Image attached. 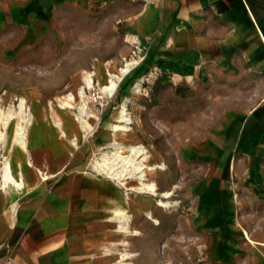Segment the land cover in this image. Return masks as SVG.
<instances>
[{
  "label": "crops",
  "instance_id": "obj_1",
  "mask_svg": "<svg viewBox=\"0 0 264 264\" xmlns=\"http://www.w3.org/2000/svg\"><path fill=\"white\" fill-rule=\"evenodd\" d=\"M66 6L88 15L101 11L98 43H88L83 27L72 52H63ZM112 20L125 37L115 50ZM133 45L140 55L130 59L135 72L151 79L140 97L130 98L135 137L151 161L166 165L156 170L158 189L178 191L177 215L195 224L194 237L238 238L239 222L264 242V0H0V88L8 92L42 93L31 82L37 76L32 61L53 69L58 85L76 83L85 72L94 82L96 74H119ZM118 94L122 100L120 85L101 107L89 108L98 115L90 118L92 128ZM101 130L94 143L109 141ZM32 141L27 151L5 153L0 145V156L24 183L19 195L1 191L0 165V264H108L100 253L120 250L121 235L108 215L112 196L122 199L123 188L112 191L108 181L86 173L89 154L83 163L86 151L78 146L57 136ZM142 195L129 197L131 224L141 232L129 237L137 257L152 252L160 236L145 211L170 219ZM214 244L209 253L220 256ZM253 249L259 257L246 264H264V243Z\"/></svg>",
  "mask_w": 264,
  "mask_h": 264
},
{
  "label": "rangeland",
  "instance_id": "obj_2",
  "mask_svg": "<svg viewBox=\"0 0 264 264\" xmlns=\"http://www.w3.org/2000/svg\"><path fill=\"white\" fill-rule=\"evenodd\" d=\"M66 4V3H65ZM102 16L100 10L96 9L95 13H89V15L86 13V10L80 9L76 10L74 8H70V6H66L62 10V21H63V29L62 33L65 37V44L63 46V52L70 54L76 46V41L80 36V28H86L84 29V33L87 32L89 36V42H92L93 39H96V43H98L97 40L101 39V33H102ZM107 30V29H106ZM111 37V49L115 50L116 48L122 46V39H125V37L122 36V39L118 35V28L116 27L115 22L112 20L110 22V30H108ZM128 37L127 42L133 43L134 40ZM102 43L101 41H99ZM135 45V42H134ZM132 46L133 50H129V53L125 55L124 59H122V63L118 68L122 67L124 63L127 60L134 59L136 61L139 60L138 53H135V46ZM141 46L138 47L140 49ZM49 53V52H47ZM46 53V54H47ZM138 66V65H137ZM30 69L36 72V77L31 78L32 84H36L42 89V93L40 94L38 90L31 89V90H25L22 89L18 94L17 93H11L6 91L5 88H0L2 91V95L0 96V105L4 108H6L9 105L16 104V98L18 96L25 97L27 101V105L31 112V124L28 126L27 130V146H31L33 144L32 139H45L50 138L52 136H57L63 139L64 141L68 142L72 146H78L79 150L82 152L86 151V155L83 157V163H85L86 157L88 155V158L91 156L92 153V143L93 137L98 133V129L101 130L102 135L104 134L108 138V142L104 144H100V141L95 140V143L98 146H105L109 142L112 141L114 138V135L112 130L109 128H106L104 124L107 122L116 123L119 121L117 116H115V112L120 105L121 101L126 100V103L128 105V112H130V115H132L133 119V136L132 140L136 143L143 144L147 149L148 147L145 145V143L139 141L135 137V121L134 115L136 117V110L135 105L130 98L134 95L139 96L140 93H142V86L149 83V80L144 79L141 74L137 75L135 70L137 69L136 65L132 68V70L125 75L123 80L120 82V87L123 91V98L121 100V94L117 96L116 100L112 103L110 110L105 115V117L101 120L99 125L92 130H89L88 128H82L80 126V123L78 121V112L75 109L76 104L79 102L80 97L78 96V88L82 84L83 85V77L88 74L85 72L83 75H81L82 80H78L76 83H70L66 82L65 84L58 85L56 82L59 80L52 76L53 69H44L39 67V63L37 61H32L31 66H29ZM16 70L20 71L23 70V68L18 69L15 67ZM112 73L114 71H111ZM116 73V72H114ZM40 75V77L38 76ZM107 79V75H99L96 74V80L99 84L104 83ZM148 81V82H147ZM121 93V92H120ZM66 94H72L74 95V101L70 102L74 108H67V106H61L58 103V100L65 101V98L62 96H66ZM33 97V98H31ZM140 97V96H139ZM85 98V97H84ZM87 100V96H86ZM49 101L53 102L52 108L49 105ZM75 102V103H74ZM100 111V110H99ZM93 112V111H92ZM94 115L98 116L96 112H93ZM102 114L104 113L101 112ZM100 114V115H102ZM134 114V115H133ZM95 119V118H93ZM56 120L60 121V125L56 124ZM91 124H93V121L90 120ZM105 122V123H104ZM79 123V124H78ZM103 124V125H101ZM13 131V124L9 126L7 129V140L6 144L3 147V150L5 153L19 149L20 147L18 145L13 144L10 142L11 135ZM88 136V137H87ZM75 139V143L73 140ZM91 139V140H90ZM90 141V153L87 151V144L88 141ZM21 149V148H20ZM149 151V164H154L156 162L151 161V157L153 154L151 151ZM88 161V159H87ZM86 161V163H87ZM85 163V164H86ZM148 170L147 171V178L150 181L156 182V170ZM160 170V169H159ZM84 171L86 173H90L96 176V178L104 181H108L112 185V191L118 188L120 185L115 180L106 177L105 175L98 174L94 171L88 170L84 165ZM129 182L127 185H133L136 183L134 179H129ZM123 188L124 197L122 199H118V197L112 196L111 198V210L109 212V215L111 214V211L116 206H119L121 208H124L129 211V197L134 198L135 194H143V198H145V195L148 196L150 199L153 200L155 206L160 211H164L165 214H169V218L167 219L166 216L160 220L158 224H155L152 222L153 225H159L158 231L160 233V236L158 238L154 239V250L151 252L150 250L147 252L142 253L137 257V254L131 250L132 244L129 241L130 235H125L120 232H116L117 234L121 235V238L119 239V245L118 248L120 250H123L124 248L128 251L133 252L134 256L129 258L130 264H217V262H231L235 261L236 264H246V262L249 261V259H256L259 257V253H255L253 247L256 248L257 244L263 245V241H256L254 240L249 232L242 226L241 223L238 222L239 226L242 228V234L238 236V238H216V239H207V238H198L194 237V227L195 224L188 222L187 220H181L182 217L178 216V203H179V193L178 191L175 192V194L172 195L170 198L171 205L167 208L160 207L156 204L155 197H151V195L147 193H136L132 190H128V195H126L125 188L120 185ZM158 186V184H157ZM118 190V189H117ZM160 190V189H158ZM161 191V190H160ZM123 202H125V205H121ZM130 212V211H129ZM108 215V216H109ZM108 221H110L108 219ZM113 222V221H110ZM131 223V222H130ZM246 223H244L245 225ZM111 229L114 227V223H109ZM131 226L135 228L132 224ZM116 227V226H115ZM114 227V228H115ZM141 234V232H140ZM121 240H127L128 243L126 246L121 242ZM143 241H145V238H143ZM213 241L215 242V248H220L222 254L220 256H213V254L209 253V249L213 247ZM250 244V245H249ZM252 245V246H251ZM228 246V247H227ZM118 249V250H119ZM233 251V253H231ZM119 255V251L115 248L114 251L110 252V254H105L103 252V248H101L100 256L102 257L101 261H104L108 264H121L119 263L117 257ZM137 257V258H136ZM228 257V258H227ZM226 259V260H225ZM252 259V260H253Z\"/></svg>",
  "mask_w": 264,
  "mask_h": 264
},
{
  "label": "bare ground",
  "instance_id": "obj_3",
  "mask_svg": "<svg viewBox=\"0 0 264 264\" xmlns=\"http://www.w3.org/2000/svg\"><path fill=\"white\" fill-rule=\"evenodd\" d=\"M135 63L136 62L134 60L126 61L125 65L119 70V74H115L114 72L110 74L107 73L108 75L106 81L101 84L98 82L99 89L106 96H111L116 91L119 83L123 80L125 75L132 70ZM82 81L83 85L81 84L79 86L77 92L80 97V100L77 103L79 113L78 121L83 129L88 128L89 130H92L93 128L90 118L95 115L85 102L86 98H84V89L85 87L91 86L93 79L89 74H86ZM2 94L3 93L0 89V96ZM64 98L65 101L58 100L60 107L67 106L69 109L73 108L70 103L73 99L72 94H68ZM49 105L52 108L53 102L49 101ZM31 116L27 101L23 96H18L16 98V104L14 105H9L6 108H3L0 105V145L2 147L5 146L7 140V129L11 124H13L10 142L18 145L24 151H27V130L28 126L31 124ZM115 116L119 119L118 122H106L104 124L106 128L111 129L113 134H115L114 138L103 147L98 146L93 142L92 153L88 158L85 167L88 170L115 180L125 188L126 195H128L127 191L129 189L136 193H147L151 195V197H155L154 199L158 206L163 208L169 207L171 205L170 198L174 194V188L160 191L158 190L157 183L153 180L150 181L147 178L148 170L150 171L156 168L164 170L166 169V165L164 163L149 164L150 156L148 149L143 144L136 143L132 140V125L134 122L132 115L128 112L126 100L121 101L115 112ZM56 124L60 125V121L56 120ZM73 142L75 143V139ZM0 157L2 179L1 191L3 190L12 195H19L24 188L22 177L20 179L15 178L8 158H6L5 155ZM42 179L47 180V174H42ZM129 179H134L136 183L133 185H127ZM145 214L146 217L155 224L160 222L159 218L153 216L151 211L147 210L145 211ZM108 219L116 224L114 229L115 232H120L130 236L140 235V231L131 226V214L128 210L116 206L111 211ZM121 242L124 246L128 243L127 240H121ZM133 256V252L124 248L123 250H119L117 259L121 264H130L128 260Z\"/></svg>",
  "mask_w": 264,
  "mask_h": 264
},
{
  "label": "built area",
  "instance_id": "obj_4",
  "mask_svg": "<svg viewBox=\"0 0 264 264\" xmlns=\"http://www.w3.org/2000/svg\"><path fill=\"white\" fill-rule=\"evenodd\" d=\"M90 75V74H89ZM93 79V75H90ZM85 98L87 96V100L85 99V102L87 104V106L90 108L91 106L95 105V106H99L101 107L103 105V103L105 102L106 99L110 98L111 96H106L98 87L97 82H94V79L92 81L91 86L85 87ZM68 94H66L67 96ZM63 98L65 96H62ZM73 99L72 101H74V95H72ZM71 101V102H72ZM77 104L75 109L78 112V108H77ZM74 108V107H73Z\"/></svg>",
  "mask_w": 264,
  "mask_h": 264
}]
</instances>
